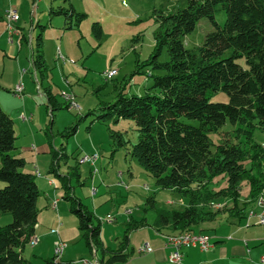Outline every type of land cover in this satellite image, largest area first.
Returning a JSON list of instances; mask_svg holds the SVG:
<instances>
[{"label":"rangeland","instance_id":"obj_1","mask_svg":"<svg viewBox=\"0 0 264 264\" xmlns=\"http://www.w3.org/2000/svg\"><path fill=\"white\" fill-rule=\"evenodd\" d=\"M70 5L86 17L80 25L74 22L68 29L65 17L51 14L50 9ZM187 5L188 0H70L69 5L53 0L0 1V34L4 33L0 43V107L15 123V153L27 162L23 171L33 174L40 183L36 236L24 252L32 264H47L60 242L66 245L60 258L64 264L99 261L104 257L102 250L96 253V248L88 245L79 219L71 212V202L64 198L63 184L71 188L72 196L92 214L93 226L101 224L105 248L115 251L120 247L130 220L147 219L148 226L130 232L134 254L125 264H157L153 253L141 255L139 250L145 244L156 250L164 240L166 232L160 235L153 227L155 210L184 211L190 206V198L159 189L155 178L132 157L133 145L139 139L132 120L121 119L116 124L109 119L101 123L89 113L114 103L121 91L129 96H144L149 92L154 84L150 74H163L147 64L156 54L158 37L172 25L167 18ZM12 11L17 12L19 20L12 22L10 30L7 15ZM226 19L223 10L216 14L220 26ZM214 30L209 19L200 20L195 31L185 38L187 48L201 46ZM11 35L17 44L24 45L21 56L23 66H27L20 71L16 66L19 52L6 51ZM32 35L34 45L30 42ZM40 36L46 67L43 70L34 66ZM168 59L164 50L159 62L165 63ZM238 62L247 66L245 59ZM110 72L116 73L109 78ZM19 86L21 92L17 91ZM49 93L60 106L53 116ZM63 93L75 99L79 110L65 108ZM208 96L212 103L229 102V96L222 91H210ZM182 120L199 125L197 121ZM75 126H78L77 133L65 136ZM109 129L123 134L130 144L118 147ZM234 130L235 126L228 120L219 132L208 135L216 146L229 139ZM254 139L264 147L263 131L256 130ZM95 156V162L84 161ZM55 164L56 174L51 172ZM5 186L0 181V189ZM227 186V178L218 177L195 197V207L212 215H202L193 227L194 232L214 236L233 218L225 208L232 203L230 196L212 197ZM151 198L155 203H148ZM261 199L264 197L251 200L249 185L242 184L239 204L246 208V219L256 217L257 209H261L260 213L264 211V203L261 208L258 205ZM241 221L244 220L234 218L233 222ZM12 222L11 214H0V227ZM187 234L201 233L170 234L166 236V244Z\"/></svg>","mask_w":264,"mask_h":264},{"label":"trees","instance_id":"obj_2","mask_svg":"<svg viewBox=\"0 0 264 264\" xmlns=\"http://www.w3.org/2000/svg\"><path fill=\"white\" fill-rule=\"evenodd\" d=\"M53 2L70 4V0ZM220 10L227 15L223 26L216 22ZM50 13L64 16L68 29L74 22L80 25L86 17L72 5L51 8ZM202 19H209L215 30L201 46L188 49L185 38ZM167 20L172 25L159 35L156 54L147 63L163 74H150L154 84L149 92L144 96H129L121 91L114 103L89 115H95V121L101 123L109 119L116 124L121 119L132 120L139 135L130 153L132 157L155 178L159 189L190 198V206L184 211L154 208L155 231L204 233L194 232L193 227L202 215L210 217L212 213L200 211L193 200L214 179L227 178L228 186L212 197L230 196L232 203L225 208L235 218L243 220L247 216L246 208L239 204L244 182L250 187L251 200L264 197V147L254 139L256 130L264 132V0H188L186 8L171 14ZM37 50L34 66L43 70L46 67L41 36ZM164 50L169 59L160 63L159 56ZM240 59H245L246 67L238 62ZM210 91L225 92L229 102L212 103ZM48 96L53 116L60 106L51 93ZM65 108L70 109L68 103ZM184 118L199 125L186 123ZM228 120L235 126L233 134L215 146L208 133L219 132ZM77 129L75 126L65 136L75 135ZM109 130L118 147L130 144L123 134ZM16 138L13 119L0 107V181L6 183L0 189V214L13 216L12 223L0 227V264H32L24 252L34 240L38 225L37 201L41 192L36 177L23 171L27 162L15 153ZM56 167L57 164L51 172L56 174ZM63 187L64 198L71 202V212L79 219L88 245L104 254L100 262L127 263L134 254L130 232L148 226L147 219L130 220L120 247L115 251L105 248L101 224L93 226L92 214L72 196L69 186L63 184ZM149 202L155 200L151 198ZM47 264L64 263L54 256Z\"/></svg>","mask_w":264,"mask_h":264},{"label":"crops","instance_id":"obj_3","mask_svg":"<svg viewBox=\"0 0 264 264\" xmlns=\"http://www.w3.org/2000/svg\"><path fill=\"white\" fill-rule=\"evenodd\" d=\"M3 34L4 33L0 34V43L4 38ZM10 38H12V40H10ZM23 39L26 41L25 36H23ZM9 42L10 45L5 46L7 49L6 51L16 50L19 52L16 66L18 71H20L23 67L27 66H23L25 63L21 56V53H24V45L22 43L17 44L13 40V35L9 37ZM30 42L34 45L33 35L31 36ZM32 53H35L33 48ZM3 75L4 74H2V76ZM38 174L39 176L41 175L40 173ZM51 183L53 182L51 181ZM37 185L39 187L40 183L37 182ZM260 211L261 209H257L256 212ZM234 218L235 217L229 220L230 222L224 229L217 231L214 236L210 235L212 244L210 250L202 251L198 247L184 248L182 250V264H262V257H264V232L263 229L257 225L256 217L243 219L245 225H243L244 221L240 223L233 222ZM56 232L58 233V230H56ZM170 234L171 233L167 232L164 234V240L159 243L158 248L153 252V258L156 260L157 264H168V256L171 249L166 246V236ZM102 259H99V261Z\"/></svg>","mask_w":264,"mask_h":264},{"label":"built area","instance_id":"obj_4","mask_svg":"<svg viewBox=\"0 0 264 264\" xmlns=\"http://www.w3.org/2000/svg\"><path fill=\"white\" fill-rule=\"evenodd\" d=\"M7 19L10 22L9 29L12 30V22L18 21L19 16L16 11H12L7 15ZM10 40H12V38H10ZM115 73L116 72H110L108 77L109 78L113 77ZM17 88H18L17 91L19 92L22 91V87L19 86ZM62 96L66 99V102L68 103L70 109L79 110V106L73 97L69 96L67 93H63ZM96 159H97V156L92 157V158L86 157L84 161L95 162ZM108 218L109 217H107V219ZM256 219H257V225H259L263 229V232H264V213H260V212L257 213ZM166 246L171 249V252L168 256V264H182V261H183L182 250L184 248L198 247L202 251H208L210 250V248H212L211 238L207 234H204V233L194 234L190 236L189 238L182 240L181 242H169L166 244ZM65 247L66 245L63 242H60L56 245L54 249L55 251L54 254L57 259H60L63 256ZM139 250L141 251V255L151 254L154 252V250L149 244L143 245L142 248ZM79 264H99V261L98 260H95L93 262L81 261ZM262 264H264V257H262Z\"/></svg>","mask_w":264,"mask_h":264},{"label":"bare ground","instance_id":"obj_5","mask_svg":"<svg viewBox=\"0 0 264 264\" xmlns=\"http://www.w3.org/2000/svg\"><path fill=\"white\" fill-rule=\"evenodd\" d=\"M259 204V207L261 206V207H263V204L262 203H264V200H260V202H258ZM260 207V208H261ZM262 210H264V209H262ZM261 213H264V211H262ZM192 235H194V234H190V235H184V236H181V237H178V238H175V239H172L170 242H181L182 240H185V239H187V238H189L190 236H192ZM169 243V242H168ZM141 252V251H140ZM99 264H101V262H99Z\"/></svg>","mask_w":264,"mask_h":264}]
</instances>
